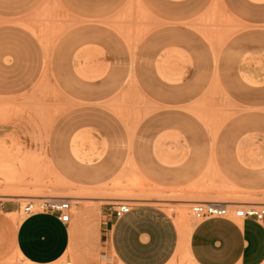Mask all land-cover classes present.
I'll list each match as a JSON object with an SVG mask.
<instances>
[{"label": "rangeland", "instance_id": "1", "mask_svg": "<svg viewBox=\"0 0 264 264\" xmlns=\"http://www.w3.org/2000/svg\"><path fill=\"white\" fill-rule=\"evenodd\" d=\"M2 162L4 202L163 207L181 235L168 264H193L194 204L264 207V0H0ZM208 169L240 191L203 189Z\"/></svg>", "mask_w": 264, "mask_h": 264}, {"label": "crops", "instance_id": "2", "mask_svg": "<svg viewBox=\"0 0 264 264\" xmlns=\"http://www.w3.org/2000/svg\"><path fill=\"white\" fill-rule=\"evenodd\" d=\"M173 13L179 20H185L190 12L174 10ZM199 19L184 24L195 27ZM86 56V49L75 54L79 64ZM246 79L254 82L251 77ZM72 147L79 159L75 138ZM208 185L220 192L240 191L212 169L202 178L201 187ZM115 208L114 205L99 214H72L70 221L64 223L53 213L23 216L20 203L5 202L0 214V264H14L17 259L27 264H101L105 252L117 264H168L181 243L174 217L153 203L134 204L119 218L114 215ZM182 241L193 264H264V223L254 219L238 222L229 217L199 221L191 229H183Z\"/></svg>", "mask_w": 264, "mask_h": 264}, {"label": "built area", "instance_id": "3", "mask_svg": "<svg viewBox=\"0 0 264 264\" xmlns=\"http://www.w3.org/2000/svg\"><path fill=\"white\" fill-rule=\"evenodd\" d=\"M31 201L24 207L21 206V214L29 216L34 213H53L58 215L59 219L68 223L72 215V204L70 201L62 200L60 198H46ZM5 202L0 199V214L3 213ZM115 217L119 218L129 212L130 205L127 203H120L115 205ZM192 217L197 221H203L210 218H229L234 219H254L259 223H264V207L243 206L241 208L230 209V206L223 203H196L192 207Z\"/></svg>", "mask_w": 264, "mask_h": 264}, {"label": "bare ground", "instance_id": "4", "mask_svg": "<svg viewBox=\"0 0 264 264\" xmlns=\"http://www.w3.org/2000/svg\"><path fill=\"white\" fill-rule=\"evenodd\" d=\"M8 158V157H7ZM9 159V158H8ZM16 159V158H15ZM7 160V159H6ZM15 166L14 165H11L10 163H0V177H2L3 179H9L11 178L12 174H15L16 171H15ZM14 176V175H13ZM31 196V195H30ZM56 198H59V197H56ZM76 199V197H75ZM78 199V197H77ZM199 203H209V202H199ZM213 203H223V204H229L228 202H213ZM189 231V230H188ZM188 259L192 262V263H195L194 261H192L190 255L187 253L186 254Z\"/></svg>", "mask_w": 264, "mask_h": 264}]
</instances>
